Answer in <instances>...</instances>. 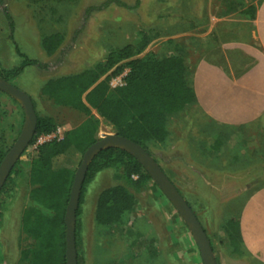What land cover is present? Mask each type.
I'll return each instance as SVG.
<instances>
[{
  "label": "rangeland",
  "instance_id": "rangeland-1",
  "mask_svg": "<svg viewBox=\"0 0 264 264\" xmlns=\"http://www.w3.org/2000/svg\"><path fill=\"white\" fill-rule=\"evenodd\" d=\"M119 1L123 5L117 0H3L4 5H0L2 66L12 69L22 63L14 42L26 56L46 66L28 67L12 81L31 97L40 116H51L58 121L57 132L38 139L37 144L61 138L65 131L84 120L80 113L55 105L42 93L48 80L91 68L129 44L146 42L147 45L132 59L149 55L167 57L181 51V43L171 38L172 33L193 28V31L204 30L214 24L213 16L228 12L235 2ZM237 7L242 12L246 5L239 3ZM4 10L11 17L9 22ZM224 28H230V23H225ZM53 33H61L64 42L54 55H48L41 40ZM130 60L118 62L100 81L108 79L113 89L124 85ZM94 115L99 118L95 112ZM99 119V138L115 132L110 124ZM24 123L23 105L0 91L2 161L17 141ZM167 130L166 140L151 143L148 152L197 215L211 241L217 264H262L256 256L238 255L226 232L231 219L238 221L240 227L241 214L250 197L246 192L264 183V180L249 181L252 174L260 176L264 171L260 160L249 164L246 161L252 151L251 143L257 141L256 135L226 134V130L208 123L193 104L169 116ZM219 134L231 142L225 148ZM35 147L28 148L20 160L28 162ZM121 184L125 182L119 178V171L108 169L97 174L87 186L77 232L81 264H204L187 224L153 180L138 189L128 185L136 204L121 224H98L95 208L99 194ZM28 190L26 175L15 173L0 194V264H20L21 217L30 203ZM242 243L243 239L240 247Z\"/></svg>",
  "mask_w": 264,
  "mask_h": 264
},
{
  "label": "trees",
  "instance_id": "trees-1",
  "mask_svg": "<svg viewBox=\"0 0 264 264\" xmlns=\"http://www.w3.org/2000/svg\"><path fill=\"white\" fill-rule=\"evenodd\" d=\"M117 3L123 5L119 0ZM0 5H4L3 0H0ZM4 14L9 22L11 17L7 10H4ZM12 35L11 39L14 40ZM41 42L44 51L54 55L62 46L64 36L61 33L45 35ZM14 44L22 63L7 69L0 61V78L11 84L28 67L46 68L44 64L26 56L16 42ZM146 46V42L129 44L113 51L106 61L79 73L52 78L44 84L42 93L55 105L70 108L84 117L82 123L65 131L61 138L37 144L38 139L55 134L59 124L54 117L40 116L32 100L37 115V128L29 148L36 147L29 153L28 162L19 160L8 179L15 173L26 175L29 188L30 203L21 217L23 237L20 264H67L66 211L83 156L100 139L99 118L110 124L115 134L136 142L148 151L151 143H162L168 137L169 116L181 112L195 101V92L187 78L183 58L180 55L164 58L149 55L132 59ZM123 60H130L124 85L113 89L108 79L100 81ZM108 169L119 171V178L125 184L110 187L99 194L95 220L103 226L121 224L124 216L134 208L136 198L129 191L128 185L138 189L152 181L128 152L108 148L99 153L88 168L81 191L76 215L77 247V232L86 188L97 174ZM226 232L231 245L240 253L238 221L229 220ZM77 260L81 264L78 254Z\"/></svg>",
  "mask_w": 264,
  "mask_h": 264
},
{
  "label": "crops",
  "instance_id": "crops-1",
  "mask_svg": "<svg viewBox=\"0 0 264 264\" xmlns=\"http://www.w3.org/2000/svg\"><path fill=\"white\" fill-rule=\"evenodd\" d=\"M239 3L246 5L242 12ZM211 20L214 24L204 30L172 33L181 51L168 56L183 58L195 92L192 104L207 122L226 134H255L257 141L251 143L246 161L260 160L264 165V0H235L228 12ZM227 22L228 29L224 28ZM221 136L225 148L231 142ZM252 179L264 180V171L260 176L252 174ZM246 193L250 197L240 221L244 248L237 254L256 256L264 264V183Z\"/></svg>",
  "mask_w": 264,
  "mask_h": 264
},
{
  "label": "water",
  "instance_id": "water-1",
  "mask_svg": "<svg viewBox=\"0 0 264 264\" xmlns=\"http://www.w3.org/2000/svg\"><path fill=\"white\" fill-rule=\"evenodd\" d=\"M0 91L21 103L25 110L23 129L5 158L0 164V194L24 153L34 140L37 128V115L31 97L16 88L13 84L0 78ZM108 148H119L132 155L171 202L190 229L204 264H217L211 241L197 215L183 197L177 186L167 176L154 157L141 145L115 133L105 134L93 144L83 156L72 187L71 198L67 207L66 243L67 264H78L76 246V215L79 208L81 191L91 162L102 151Z\"/></svg>",
  "mask_w": 264,
  "mask_h": 264
}]
</instances>
